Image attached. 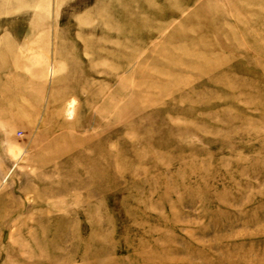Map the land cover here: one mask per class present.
Listing matches in <instances>:
<instances>
[{"label": "rangeland", "instance_id": "1", "mask_svg": "<svg viewBox=\"0 0 264 264\" xmlns=\"http://www.w3.org/2000/svg\"><path fill=\"white\" fill-rule=\"evenodd\" d=\"M0 264H264V0H0Z\"/></svg>", "mask_w": 264, "mask_h": 264}]
</instances>
